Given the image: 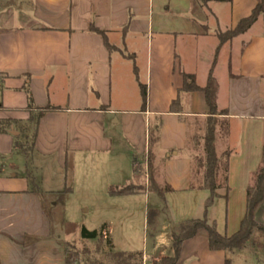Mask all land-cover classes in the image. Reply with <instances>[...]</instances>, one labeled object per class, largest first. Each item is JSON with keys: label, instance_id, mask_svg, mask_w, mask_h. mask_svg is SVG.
I'll return each instance as SVG.
<instances>
[{"label": "crops", "instance_id": "crops-1", "mask_svg": "<svg viewBox=\"0 0 264 264\" xmlns=\"http://www.w3.org/2000/svg\"><path fill=\"white\" fill-rule=\"evenodd\" d=\"M257 2L0 0V121L17 122V132L30 122L26 84L37 108L54 109L39 121L29 155L16 151V136L0 133V264H66L67 242L53 235L43 196L57 192L46 184L54 183V168L67 171L71 160L73 171L78 162L95 166L97 170L84 172L88 178L93 174L87 183L94 190L98 182L108 206L150 200V194L162 201L150 192L148 174L141 193L109 194L110 188L124 185L113 176L119 168H132L133 178L136 160L148 165L150 133L157 128L152 164L160 168L162 188L172 190L164 194L165 201L178 205L183 220L171 224L169 236L176 224L203 218L210 193L191 189L193 162L187 146L189 136L204 127L209 109L203 92L181 91L185 74L201 88L212 76L218 111H228L222 116L227 133L217 142L229 153L230 190L227 197L224 189L217 192L207 221L228 236L239 230L246 192L263 157L264 16L222 45L218 34L250 16ZM93 29L104 32L114 50ZM178 98L182 113H172ZM104 162L110 163V177L101 170ZM28 168L33 169L29 177ZM56 180L61 183V176ZM32 182L36 192L30 191ZM49 205L55 207L52 201ZM256 221L264 223V204ZM253 239L252 251L262 258L250 264H264V245L257 234ZM169 247L154 242L150 253L145 246L144 264L173 256ZM230 255L211 251L202 229L183 243L177 264H227Z\"/></svg>", "mask_w": 264, "mask_h": 264}, {"label": "trees", "instance_id": "trees-1", "mask_svg": "<svg viewBox=\"0 0 264 264\" xmlns=\"http://www.w3.org/2000/svg\"><path fill=\"white\" fill-rule=\"evenodd\" d=\"M210 1V0H207ZM218 2H230L231 0H216ZM264 16V0H258L255 8L253 9L250 16L242 19L238 25L224 33H219L218 38L220 44H224L231 41L233 38L244 34L247 32L252 25L258 20L260 16ZM96 33L103 35L106 46L108 49L114 50L105 37V33L93 29ZM142 97L144 102V107L147 99V90L145 86H142ZM24 91L28 97V110L32 113L30 122L24 125V127L18 128L19 135L16 136L15 149L18 152L29 155L33 152L35 147V142L37 138L38 124L41 118L51 110H54L50 106L46 108H37L34 102V98L29 87L26 84ZM182 92H196L201 91L205 94L206 104L209 109L208 117L204 124L205 135L203 137V157H201L197 152V147L193 145L191 147V140H197L195 133L190 135L188 138L187 150L192 158L193 168H192V186L191 189L195 190H206L209 191L210 196L205 202V211L202 219L187 220L182 222L176 230L174 231L173 238V248L174 254L172 257L164 258L155 264H177L179 261L182 245L186 240L193 238L199 230L205 229L208 233V243L211 251H226L233 252L237 250L244 249L248 243L254 238L255 234L259 235V242L264 245V223L260 224L256 221V212L259 207L264 204V147H263V157L260 166L254 172L252 176V181L246 192V212L245 216L240 223L239 230L228 236L227 234L219 232L217 225L214 223L212 225L208 224L207 212L212 206L215 198L218 196L217 192L221 189L225 190V197L229 193L228 185V173H229V153L225 152V163L222 166L221 157L217 152V125L218 119L222 116H227L228 111L224 110L222 112L218 111L217 108V91L218 85L215 79L210 76L207 85L204 88L199 87L195 78L192 75H184V85L182 87ZM2 104L0 103V109ZM172 113H182V106L180 99L178 98L171 105ZM227 121L223 120V125L221 124L220 131L225 135L227 133ZM17 122L13 121H0V133H10L14 130L17 132L16 126ZM15 127V128H14ZM224 129V130H223ZM198 130V129H197ZM159 128L151 131L149 138V155H148V174H149V190L155 192L163 197L164 194L171 192L170 187L160 188L157 183L158 172L153 168L152 156L153 149L158 141ZM23 138V139H22ZM28 177L32 175L28 172ZM144 181V182H143ZM143 182V183H142ZM145 179L142 172L139 169V163L136 160L133 165V178L126 185L121 187H112L109 190V194L112 196H130L141 193L146 187L144 185ZM36 184L31 183V192H36ZM165 201V199H164ZM158 216V212L153 210L148 213V226L154 227L156 224L155 217ZM83 240H92L98 242L101 247L100 257L91 258L90 264H144V255L142 252H127V251H116L114 250V242L111 233L107 230V226L104 225L100 230L90 231L87 228L82 230ZM66 252V264H76L78 259V254L74 253L70 249V245H65ZM230 264V261H226Z\"/></svg>", "mask_w": 264, "mask_h": 264}, {"label": "rangeland", "instance_id": "rangeland-1", "mask_svg": "<svg viewBox=\"0 0 264 264\" xmlns=\"http://www.w3.org/2000/svg\"><path fill=\"white\" fill-rule=\"evenodd\" d=\"M218 120L217 129L219 131L217 133V141L224 136L220 128L225 119L219 117ZM204 135L205 129L198 128V130L195 131V136H197L198 139L195 141L191 140L190 142L191 147H193V145L197 147V152L201 157L204 155ZM217 152L221 157L220 162L223 166L225 163V151L220 142L217 144ZM18 159L21 163L25 160L24 157H16V160ZM101 165V170L105 171L106 175L110 177L113 173L110 163L104 162V164L101 163ZM72 166L71 160L69 161V168L67 171L54 168V183L49 181V184L47 183L46 185L47 188L56 190L57 192L46 193L43 196V200L46 211L52 220L53 235L61 236L63 241L70 245L71 251L78 254L79 257L76 264H90L92 257L97 259L100 257L102 246L96 241L83 240L82 230L83 228H87L90 231L100 230L104 227L105 223L112 228L111 235L114 245L116 246H114V250L116 251L142 252L144 247L148 246L149 252L152 253L154 242L161 244L164 250L169 246L173 248V239L169 236L171 224L176 221H183L180 220L182 219L180 218L181 211L175 202L170 204L169 201H164V199L162 201L159 200L156 194H150V200L142 197L130 199L132 200L131 203L128 205L120 204L119 206H122L120 208L108 206V204L101 199L102 193L98 188V182H96V187H94L96 189L94 190L93 188L91 189L89 183H87L88 179H91L93 174L88 178L84 172L87 170L90 172L97 170L94 168L95 166L90 162L88 168L83 162H78L75 171H73ZM147 168L148 165L144 162L139 163V169L140 172L143 173L144 179H146L145 181H147ZM118 170V172H114L113 176H116L119 183L126 185L127 181L132 179V168L128 170V172L123 168H119ZM28 171L33 175L32 168H28ZM156 171L159 176L160 168L155 169V176ZM60 176L62 182L56 183V177L60 178ZM157 183L162 189L158 179ZM51 201L55 203V207H50L49 203H51ZM86 208L90 211L85 212L84 209ZM153 210L158 212V216L155 217V226L149 227L147 222L148 213ZM215 210L217 213V209ZM121 211L127 212L126 215H122ZM179 224H176L177 227ZM257 236L259 237L258 234ZM255 243L254 239H252L244 249L233 251L234 253L231 252L232 255L228 257V260H230L232 264H250L253 260L257 262V259L262 258V256L254 255L252 250L254 249ZM159 261H156V263H159Z\"/></svg>", "mask_w": 264, "mask_h": 264}, {"label": "water", "instance_id": "water-1", "mask_svg": "<svg viewBox=\"0 0 264 264\" xmlns=\"http://www.w3.org/2000/svg\"><path fill=\"white\" fill-rule=\"evenodd\" d=\"M11 134L14 135V136H18L19 135V133L14 131V130L11 131Z\"/></svg>", "mask_w": 264, "mask_h": 264}]
</instances>
